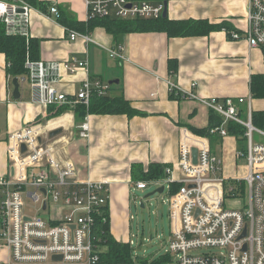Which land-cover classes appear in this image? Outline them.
<instances>
[{
  "label": "built area",
  "instance_id": "2783aa9c",
  "mask_svg": "<svg viewBox=\"0 0 264 264\" xmlns=\"http://www.w3.org/2000/svg\"><path fill=\"white\" fill-rule=\"evenodd\" d=\"M173 1L187 0H85L87 22L106 17L159 19L166 4L169 13ZM244 1V26L222 30L230 40L264 48V0ZM34 9L29 0H0V22L7 34L31 37ZM43 14L56 20L61 16L55 4ZM65 30L73 41H95L89 33L68 27ZM107 51L112 58H126L121 49ZM25 68L23 80L29 81L35 89V100L45 106L56 102L89 104L94 92L104 95L110 89L109 84L91 80L87 58L72 56L57 61L28 56ZM64 72L87 76L72 98L58 91ZM169 88L181 98L201 101L221 117V123L210 129L211 135L220 139L233 136L228 124L235 122L245 127L247 141V149L237 148L235 153L237 160H246L245 174L228 177L223 173V156L214 152L210 138L181 129L177 162L180 178H173V168L166 167L167 176L153 180L169 191L170 253L176 255L177 264H264V142L254 138L257 133L264 139V130L252 123L251 107L247 115L239 108L245 97L201 98L172 80ZM43 132V125L31 123L8 136L13 175L0 177V246L9 249L5 264H106L101 260L102 238L97 234V224L110 219L108 183L78 180L75 164L59 159L51 144L42 143ZM89 132L84 119L80 136L88 138ZM194 148L198 151L196 163ZM175 182L180 187L171 194ZM146 187V181L136 183L137 189ZM227 198L242 206L226 208Z\"/></svg>",
  "mask_w": 264,
  "mask_h": 264
},
{
  "label": "crops",
  "instance_id": "0c3cea01",
  "mask_svg": "<svg viewBox=\"0 0 264 264\" xmlns=\"http://www.w3.org/2000/svg\"><path fill=\"white\" fill-rule=\"evenodd\" d=\"M35 1L43 2L33 4L36 9L31 15V37L39 45L37 60L87 58L91 80L109 84L110 95H124L137 113L132 116L87 114L85 119L90 132L88 138H83L80 136L82 121L76 119L74 112L76 105L56 102L50 104L49 109L35 100V89L23 77L19 78L21 96L14 98V78L7 73L5 54L0 53V177L13 175L7 153L9 134L28 124L40 123L44 126L42 143L51 144L59 159L75 164L78 180L108 183L111 233L118 240L128 242L123 234L116 232L115 221L125 215L129 194L136 183L146 181L148 187L149 182H153L158 189L162 187L153 181L157 178L147 177L151 165L172 167L171 175L178 180L181 129H201L209 125L212 110L196 99L172 97L169 81L201 98L245 97L246 102L239 108L246 115L250 107L252 112L264 110V98H254L250 89L251 76L264 73V48H252L244 40H230L222 29L194 36L171 37L165 32L115 36L104 27L84 28L87 23L85 0ZM52 4L61 13L59 20L43 14ZM245 13L244 0H187L171 2L168 17L207 19L211 23L225 20L236 28L244 26ZM65 27L89 33L95 41H73ZM107 48L121 49L126 58L110 57ZM171 60L176 62V73L169 68ZM63 74L58 91L72 98L87 76L83 72ZM193 83H196L194 87ZM60 108L65 111L58 113ZM54 130L59 131L50 136ZM45 138L49 140L47 143ZM235 146L238 148L234 136L220 139L223 159L225 149L230 147L233 151ZM235 153L232 156L237 162ZM241 169L246 172V163ZM223 173L228 177L242 176L225 173L224 164ZM165 190L169 196L168 188ZM8 253L9 249L0 246V264H5Z\"/></svg>",
  "mask_w": 264,
  "mask_h": 264
},
{
  "label": "trees",
  "instance_id": "16d2710c",
  "mask_svg": "<svg viewBox=\"0 0 264 264\" xmlns=\"http://www.w3.org/2000/svg\"><path fill=\"white\" fill-rule=\"evenodd\" d=\"M29 1L34 5L38 3L43 4V2H37L35 0ZM84 25V28L88 30L95 29L96 27H104L107 32L115 36L131 32H165L171 37L194 36L207 35L212 31L221 30L224 27H227L229 30L233 29V26L225 20L220 23H211L207 19H171L168 16L159 19L134 20L106 17L90 20L84 23ZM70 26L73 27V25ZM38 51L39 45L36 39L33 37L26 38L20 35H9L6 32L5 25L0 22V53H4L6 56L8 75L13 78L22 77L26 73V58L29 56L31 59H38ZM169 68L173 73H176V62L171 60ZM250 89L254 98H264V73H257L251 76ZM171 96L179 98V96L173 93H171ZM50 108L51 105H49ZM63 111H65V108H60L58 113ZM74 112L76 119L80 122L84 121L87 114L125 113L132 116L137 113L124 95L113 97L110 95V91L104 95H99L97 92H94L90 97L89 104L79 102L76 104ZM242 117H244L243 114ZM221 121V117L216 112L211 111L209 125L207 127L201 129L191 127V130L197 134L209 137L213 145H220V137L211 135L209 131L213 126L219 125ZM252 123L254 126L264 130V110L252 112ZM228 130L237 139L240 148L244 149L242 144L246 139L244 138L245 127L241 124L230 122L228 124ZM133 167L136 169V166L133 165ZM164 175V166L151 165L147 177L149 179H158ZM179 187L180 184L173 183L170 193L174 194ZM97 225V234L102 238L101 245L107 247L106 250L101 252V260L106 264H133V254L129 241H120L114 237L110 230V220L106 223L100 220ZM151 264H164V260L163 258H159V260L152 261Z\"/></svg>",
  "mask_w": 264,
  "mask_h": 264
},
{
  "label": "rangeland",
  "instance_id": "374dc122",
  "mask_svg": "<svg viewBox=\"0 0 264 264\" xmlns=\"http://www.w3.org/2000/svg\"><path fill=\"white\" fill-rule=\"evenodd\" d=\"M254 138L256 141L264 142V139H261L257 133H255ZM44 141L47 143L49 140L45 138ZM242 145L246 150L247 141H244ZM236 149V146L233 147V151L227 147L224 151L225 173L242 175L245 171L241 168L245 165L246 160L240 158L237 162L235 161L232 155ZM213 150L222 156L220 145H214ZM156 189L158 187L153 182H149L146 189H133L129 194L130 198L125 215L120 216L119 221H115L116 232L123 234V237L128 239L129 243L131 242L133 264H151L152 261L159 260V258H163L164 264H177L176 255L171 254L169 250L171 232L167 191L156 193L150 198L144 199L148 193ZM28 202L30 201L28 200ZM241 206L239 201L226 199V208L232 209ZM106 249L107 247L102 246V251Z\"/></svg>",
  "mask_w": 264,
  "mask_h": 264
},
{
  "label": "water",
  "instance_id": "95a60500",
  "mask_svg": "<svg viewBox=\"0 0 264 264\" xmlns=\"http://www.w3.org/2000/svg\"><path fill=\"white\" fill-rule=\"evenodd\" d=\"M168 16V5L166 4L165 6V10H164V13H163V17L166 18ZM13 85H14V91H13V96L15 99H19L21 94L19 92V78L16 77L13 79ZM59 130H54L50 133V136H53L55 134L58 133ZM26 149V146L23 144L22 145V150L24 151ZM197 154H198V151L196 148L193 149V158H194V162L196 163L197 162ZM165 187L162 186L160 187L159 189H156L155 191H152L150 193H148L144 199H148L150 198L151 196H153L154 194L156 193H162L164 191ZM143 205V203H142ZM246 233V231H244V234ZM246 247V246H245Z\"/></svg>",
  "mask_w": 264,
  "mask_h": 264
}]
</instances>
